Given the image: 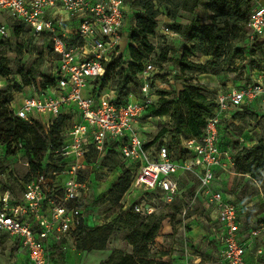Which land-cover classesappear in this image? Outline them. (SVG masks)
<instances>
[{"label":"built area","instance_id":"obj_1","mask_svg":"<svg viewBox=\"0 0 264 264\" xmlns=\"http://www.w3.org/2000/svg\"><path fill=\"white\" fill-rule=\"evenodd\" d=\"M249 1L252 9L247 43L252 46L264 40V5L260 0ZM4 12L14 23L28 28L30 37L45 36L56 57L55 66L49 70V75L56 78V87L44 94L29 88L31 94L23 97L19 106L11 105L13 116L24 121L46 116L48 127L60 113L72 110L77 120L64 144L52 152L54 158L68 162L64 169L33 176L19 200L9 193L0 197V237L17 244L27 264H50L52 250L71 239L79 226L86 225L82 211L85 181H80V175L86 168L83 161L89 148L102 154L108 144L116 143L126 166L135 167L131 187L135 185L153 199L160 198L163 205L174 202L179 174L194 175L197 189L192 204L201 198L202 208L216 213L220 261L245 264L239 209L212 185L216 170L231 173L233 168L229 153L219 146L220 119H230L232 111L251 106L255 100L264 103V74L239 89L217 94L214 115L207 120L202 136L184 142L191 157L175 160L164 144L150 154L138 132L139 120L152 102L147 94L149 73L154 70L151 64L142 72L141 100L114 105L92 95L91 84L105 75L104 63L122 52L121 42L127 35L125 19L131 16L125 0H0V17ZM9 38V28L0 22V42ZM139 200L123 203L124 209L132 207L140 216L155 214L156 207L147 198ZM186 214L185 209L182 216ZM257 233L255 230L250 236Z\"/></svg>","mask_w":264,"mask_h":264},{"label":"rangeland","instance_id":"obj_2","mask_svg":"<svg viewBox=\"0 0 264 264\" xmlns=\"http://www.w3.org/2000/svg\"><path fill=\"white\" fill-rule=\"evenodd\" d=\"M155 7L159 12L157 27L154 35L148 38L154 46V51L149 56L154 70L149 73L150 88L147 94L153 101L160 91H179L183 83L196 84L209 94L214 92L223 94L258 79L259 69L262 67L260 50L256 49L250 56L246 51L248 44L244 36L242 34L237 36L236 31H232L227 37L222 50L223 55L216 62V66L207 67L210 73L188 72L177 80L178 71L171 59L180 57L185 49L190 48V44L181 36L168 34L167 31H171L174 23L189 24L193 17L201 23H210L212 15L201 5L193 15L183 11L179 0H157ZM125 20L124 28L127 30L133 22L130 18L128 21ZM0 22L7 27L14 23L6 12L2 13ZM215 24L217 28L227 24L230 28L232 22L222 18L217 19ZM23 37L28 40V47L25 48L12 39L0 49V56L6 59L11 71L9 76L0 77V91L7 87L19 88L12 89L14 106H19L23 97L31 94L30 89L23 84L24 78L29 77L27 73L33 71L32 81L41 85L49 69L55 66L56 59L53 54L44 52V47L42 48L46 41L44 38L30 37L29 34ZM126 43L127 37H123L121 51L124 50ZM237 51L243 53L237 54ZM123 55L127 58L125 51ZM189 59L203 64L213 61L211 57H206L200 52L190 55ZM130 73L128 63H125L117 72L110 75L106 84L98 86L97 83L96 90L100 94V101L124 103L134 99L141 100L143 92L139 83L136 84L129 78L128 83L123 85L125 77L132 76ZM36 118L46 127L48 117ZM168 125V117L143 116L138 123V132L145 144H154L158 132ZM222 127L229 129L231 133L224 144L231 148L233 153L244 146L250 147L259 140L264 141V103L255 100L248 108L241 109L232 118L223 121ZM45 131L43 136L46 134ZM168 140L163 138L160 141L161 144L167 145ZM158 143L148 149L150 154L156 151ZM28 158L24 149H18L14 155H10L7 154L6 148L0 145V197L9 193L11 198L20 199L21 191L30 176L29 168L26 166ZM52 158L54 159L53 156ZM89 161L87 168L82 172L85 181L82 211L87 226H98L111 222L118 212L117 208L111 207L106 198L109 189L124 171L125 162L116 152L93 155ZM229 172L232 174L228 172L218 174L215 186L237 206L244 209L241 219L239 218L241 230L243 232L258 230V238L256 243H253L257 246L254 254L258 248L264 253V187L259 181H253L246 175L234 174L233 170ZM196 189V177L192 174H181L176 199L172 205H163L160 198L153 199L152 195H146L145 191L137 189L135 185H132L130 192L124 197L123 203L127 205L147 198L156 207L155 216L162 220L158 236L148 247L153 264L157 261L164 264H185L184 258L188 264H221L212 246L214 243L208 242L209 230L204 223L202 207L200 208L199 204H192V194ZM185 209L187 214L183 217L182 212ZM126 233L127 231H114L104 251H77L74 248V240L69 238L52 250L50 264H101L108 259L118 260L131 255V247L124 240ZM0 238V264H27L26 257L21 255L17 244L6 236ZM197 257L200 262H193ZM258 261L264 264V254L259 256Z\"/></svg>","mask_w":264,"mask_h":264},{"label":"trees","instance_id":"obj_3","mask_svg":"<svg viewBox=\"0 0 264 264\" xmlns=\"http://www.w3.org/2000/svg\"><path fill=\"white\" fill-rule=\"evenodd\" d=\"M125 1L131 10L130 19L133 22L127 29V43L123 48V51L127 53V58L124 57L122 51L119 56L104 63L105 75L93 81L91 85L92 95L97 100L100 98V94L96 90L97 83L98 86L106 84L110 75L117 72L120 66L128 63L132 75L131 77H125L124 86L131 78L142 87V72L148 64H151L149 56L153 53L154 46L148 38L154 35L157 27L156 20L159 15L158 9L155 7L157 0ZM179 2L181 9L192 15L201 5L212 16L210 23H201L196 17H193L189 24L174 23L172 25L171 32L186 39L190 44V48L185 49L180 57L171 59L172 64L178 71L177 76L179 78L177 80H180L181 76H185V73L188 72L210 73L207 67L216 66V62L223 55L222 50L227 37L232 31H236L237 36L242 34L247 42V21L252 9L249 0H179ZM222 18L232 22L230 28L228 24L222 28L216 27L217 19ZM8 28L10 38L0 42V49L12 39L18 41L19 45L25 48L29 46L28 40L23 37L30 32L28 28L18 23H12ZM43 38L46 40L42 45L44 52L53 54L51 43L45 36ZM256 49L260 50L262 56L260 61L262 67H260L258 74H264V40L257 41L252 46L248 45L246 51L252 56ZM197 52L206 57H211L213 61L203 64L189 59L190 55ZM241 52L237 51L236 53L241 54ZM10 74L11 71L6 64V59L0 56V77L5 78ZM27 74L29 77L28 79L24 78L23 84L26 88H33L37 93L44 94L56 87V78H52L49 73L45 75L41 85L32 81L33 71H29ZM13 88L19 89L18 87ZM13 88L7 87L5 90L0 91V145L4 146L7 154L10 155H14L18 149H24L27 152L30 176L21 191L22 194L26 184L38 173L49 170L62 171L64 169V165L68 162L63 161L61 158L53 159L52 152L64 144L68 131L77 120V114L72 110L69 113H60L52 119L48 127L37 120L24 121L16 118L10 111L13 104ZM216 95L215 92L213 94L206 93L202 87L191 83H183L179 91H160L155 95V101L152 100L146 106L142 115V117L169 118V125L158 132L154 138V144L159 142L157 146L162 145L160 140L167 138L169 139L168 144L164 145L173 159L179 160L191 157L189 151L184 147V142L189 139H199L202 136L207 120L214 115ZM128 102L111 101L110 103L124 105ZM246 107L243 108L246 109ZM237 112V110L232 111L230 118ZM225 120L227 119L222 117L219 122V146L223 152L229 153L233 162V173L246 175L253 181H259L261 186L264 187V141L259 140L250 147L244 146L233 153L231 148L224 144L225 140L229 139L228 135H231L229 129L222 127ZM43 131L46 132L44 136ZM154 144H145V149L153 147ZM117 147L116 143H110L104 152L108 154L116 152L120 155ZM93 155L99 154L90 147L89 153L83 161L86 168L90 162V157ZM124 165V171L117 182L111 186L106 198L111 207L118 209L116 216L111 222L98 226H79L71 233V238L74 240V248L77 251H104L114 231H127L124 240L131 247V255L121 257L118 260L108 259L101 264H153L154 261L150 260L152 257L149 256L148 247L158 236L162 220L158 219L155 214L140 216L134 213L132 207L124 209L123 199L130 190L136 171L134 166L129 168L126 167L125 163ZM80 181L84 182L82 174L80 175ZM155 264L164 263L157 261Z\"/></svg>","mask_w":264,"mask_h":264},{"label":"crops","instance_id":"obj_4","mask_svg":"<svg viewBox=\"0 0 264 264\" xmlns=\"http://www.w3.org/2000/svg\"><path fill=\"white\" fill-rule=\"evenodd\" d=\"M260 4L261 5H264V0H260ZM125 33H126V29H125ZM21 103H22V100H21ZM45 118H46V116H44V119ZM220 173L222 174V173H225V172L220 171V170H216V172H215V179H214V182H213V185H212L213 186V189L220 191L223 194V197L226 200L231 201L227 196H225V194L221 190H219L218 187L215 186L216 177ZM178 179H179V177H178ZM197 202L195 204H199V206L201 208L202 207V200H201V198H199ZM237 207L239 209V217L241 219V215L243 214V210L244 209L241 208V207H239V206H237ZM201 209H202V212H203L202 215L204 216V219H205L204 223L207 225L206 227L209 230V233H208V237H209L208 238V242L214 243V245H212V246H214V251L216 253V257L220 261V252H221V249L222 248H221V245H219V243H218V235H219V233L217 232L218 225L216 223V213H215V211H212L211 209H209L208 211L204 210L203 208H201ZM253 231H255V230H253ZM253 231L250 230L248 232H243L241 230V223H240L239 239L241 241L245 242V246H246V251H245V255H244L245 264H260L259 261H258L259 256L262 255V254H264V253H262L261 248H258L257 251H256V253L254 254V251H255L254 249L257 248V246L256 245H253V243H256V240L258 238L259 231L256 230L258 232L257 235L250 236V233H252ZM258 251L259 252L261 251V253L259 254ZM252 253L254 255H252ZM21 255H22V251H21ZM22 256L25 257V255H22ZM195 259L196 260L193 261V262H200V259L198 257L195 258ZM184 260H185L184 263L185 264H188V261L186 260V258H184ZM221 264H223V263L221 262Z\"/></svg>","mask_w":264,"mask_h":264}]
</instances>
